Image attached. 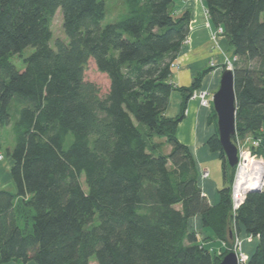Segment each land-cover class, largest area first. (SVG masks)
<instances>
[{"label": "trees", "instance_id": "1", "mask_svg": "<svg viewBox=\"0 0 264 264\" xmlns=\"http://www.w3.org/2000/svg\"><path fill=\"white\" fill-rule=\"evenodd\" d=\"M175 1L123 0L119 19L103 25L106 0H0V138L9 127L16 188L0 190V264H90L93 256L98 264H219L234 247L232 223L258 240L248 264H264V190L248 194L234 219L235 168L218 129L207 141L225 182L216 205L178 139L206 73L181 88L179 116L165 113L191 26ZM202 1L237 58V135L261 137L264 156V0ZM59 10L68 42L54 48ZM91 60L109 80L104 95L85 79ZM198 216L225 243L221 254L190 229Z\"/></svg>", "mask_w": 264, "mask_h": 264}, {"label": "crops", "instance_id": "2", "mask_svg": "<svg viewBox=\"0 0 264 264\" xmlns=\"http://www.w3.org/2000/svg\"><path fill=\"white\" fill-rule=\"evenodd\" d=\"M188 10L191 13L190 36L187 43L183 44L175 63L177 67H174L175 70L170 79L175 90L171 94L170 105L165 112L169 118L177 117L181 114L183 104L185 103V96L181 88H190L196 78L202 75V73H206V75H204L201 87L197 91L207 92V99L210 100L212 106V97L219 90L218 88L221 82L222 73L219 69H212L210 62L215 61L219 64L223 59L222 56L224 57L225 54L220 50L221 48H215V45H213V32L216 29L209 22L205 3L202 0L175 1L174 13L181 16ZM222 44L223 48H229L226 37L223 38ZM212 106L210 108L202 107L199 100H187L186 116L178 127L177 135L181 143L189 146L199 172V178L204 171L209 170V178L205 181L200 179V186L204 193H206L207 199L216 205L221 200L219 194L220 188L212 181V175L208 165L215 163L217 160L219 161L220 155L218 152L213 153L207 144L208 139L214 136L216 129H218L217 124L212 120ZM7 129L9 131L10 128L8 127L5 130L7 131ZM5 130L2 131L3 133L0 138V152L4 154V158L0 159V190H11L14 192L16 188L11 175L13 164L8 153L14 146V138L11 134H8L7 139H5ZM170 152L171 148L167 147L166 153ZM192 223L202 228V222L199 216L191 219L190 224ZM244 234L247 235L245 231L241 235L243 236ZM254 241H257L256 243L258 244L257 239H254ZM249 248L250 246L248 245L246 249L249 250ZM5 264L20 263L10 262ZM26 264L37 263L28 262ZM90 264H95V261L91 260Z\"/></svg>", "mask_w": 264, "mask_h": 264}, {"label": "rangeland", "instance_id": "3", "mask_svg": "<svg viewBox=\"0 0 264 264\" xmlns=\"http://www.w3.org/2000/svg\"><path fill=\"white\" fill-rule=\"evenodd\" d=\"M106 6H107V14H106V19L103 21V25H107V24H112L114 22H116L119 19V14L122 12V10L124 9V7L126 8V5L124 4L123 0H106ZM176 14V13H175ZM63 16H62V12L61 10H59L56 13V16L54 17V21L52 23V27L51 30H53V39H52V47H56L55 43H57V40L60 41H64V42H68L67 41V37L65 34V30L63 29ZM225 36L222 37H216V41H214V39H212L213 45H215V48L219 47L221 48L220 50H222V52H224V57L222 56V61H220L219 64L216 63V68L214 69H219L220 72L223 74L224 70L228 69V63H227V59H229V61L232 64V70L235 72V62L237 61V58L232 54V50L229 48H223V38ZM214 38V36H213ZM220 45V46H218ZM227 45V44H226ZM218 50V49H217ZM34 52V49L32 47H29L27 49H25L24 51V57H28L30 55H32ZM222 54V53H220ZM227 56V57H226ZM13 64H15L17 66V68L19 70H23L25 69V65L22 62V59L19 56H14V58L12 59ZM213 62V61H212ZM210 62V63H212ZM213 69V68H212ZM85 79L86 81L90 82V83H96L98 84V86L101 88V92L104 95L110 88V83L109 80L107 78V76L105 74H101L100 72H98L97 67L94 63V61H90L86 71H85ZM16 111V110H15ZM215 122V121H214ZM217 122V121H216ZM215 122V123H216ZM218 123V122H217ZM8 130V129H7ZM9 132L11 133L12 131H6V138L8 137ZM235 138V136H234ZM233 138V139H234ZM222 163L221 161L217 160L215 163H211L209 164V169L211 171V177H212V181L218 185V188H220V190L224 189V177L222 175ZM83 183V187L86 189L87 185L86 183H84V178L81 181ZM235 223H232V229L234 232V236H233V243H234V247L233 250H235V247L240 243L242 244V248L241 250H239V264H248L249 259L251 258V256L254 254V250L256 248L257 245V241H254V239H251L250 236L248 235H241L239 234L237 231H235ZM190 229L193 230L195 233H197V237L199 240V243L202 244L204 247L208 248L209 250H211V252L213 254H221L223 251H225L227 249L225 243L220 242L219 240L216 239L215 235L213 234V232L209 231H203V227L200 228L199 225H195L194 223L190 224ZM241 230V229H240ZM238 233V235H237ZM246 243L250 246L249 250L246 249ZM239 248V246H238ZM253 248V250H252ZM240 249V248H239ZM251 251V252H250ZM91 260L95 261V264H98L96 257L93 256L91 258Z\"/></svg>", "mask_w": 264, "mask_h": 264}, {"label": "built area", "instance_id": "4", "mask_svg": "<svg viewBox=\"0 0 264 264\" xmlns=\"http://www.w3.org/2000/svg\"><path fill=\"white\" fill-rule=\"evenodd\" d=\"M213 34L214 41L217 40L216 37L224 36L223 29H216ZM227 63L229 66L228 69L232 70L233 66L229 59H227ZM215 66V61L210 63V67L216 68ZM173 67H177V65L174 64ZM207 96L208 93L205 91H195L191 97V100H199L202 107L210 108L212 104L210 100L207 99ZM237 134L235 135L233 142L236 144L238 149V166L235 168V177L231 185L232 211L234 219L237 216L241 206L245 203L249 191L258 185H261L264 188V156L257 152L262 144L261 137H254L249 134V136L243 138ZM3 158L4 154L0 152V159ZM209 176L210 172L207 170L200 175V179L205 181L209 178ZM251 239L253 238L251 237ZM241 248L242 244L239 243L233 251L239 255V250H241Z\"/></svg>", "mask_w": 264, "mask_h": 264}, {"label": "water", "instance_id": "5", "mask_svg": "<svg viewBox=\"0 0 264 264\" xmlns=\"http://www.w3.org/2000/svg\"><path fill=\"white\" fill-rule=\"evenodd\" d=\"M235 73L233 70H224L221 76L219 90L212 97L213 110L217 114V128L219 133V143L222 146L224 155L227 158L228 164L232 168L238 165V149L233 142L234 136L237 134V99L235 88ZM264 188L261 185L253 187L252 192H263ZM232 237V235H231ZM219 264H239L238 254L232 250L228 253Z\"/></svg>", "mask_w": 264, "mask_h": 264}, {"label": "bare ground", "instance_id": "6", "mask_svg": "<svg viewBox=\"0 0 264 264\" xmlns=\"http://www.w3.org/2000/svg\"><path fill=\"white\" fill-rule=\"evenodd\" d=\"M204 195L207 197L206 193H204Z\"/></svg>", "mask_w": 264, "mask_h": 264}]
</instances>
